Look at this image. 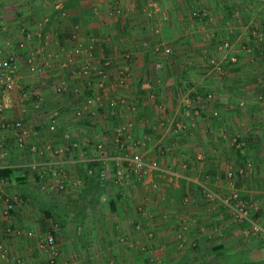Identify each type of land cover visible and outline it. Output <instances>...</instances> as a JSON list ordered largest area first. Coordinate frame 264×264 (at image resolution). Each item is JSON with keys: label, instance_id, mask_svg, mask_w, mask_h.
<instances>
[{"label": "crops", "instance_id": "1", "mask_svg": "<svg viewBox=\"0 0 264 264\" xmlns=\"http://www.w3.org/2000/svg\"><path fill=\"white\" fill-rule=\"evenodd\" d=\"M66 12L55 15L47 31L43 19L21 15L9 29V16L6 21L0 16V48L17 57L22 87L5 96L0 119H21L27 142L44 150L36 155L28 143L19 148L14 131L0 129L8 151L0 169L12 168L10 177L0 176V206L5 197H19L10 218L0 216L7 256L16 255L20 264H47L51 249L38 246L49 231L44 210L51 207L62 215L74 197L83 196L78 185L88 165L86 143L102 141L114 148L109 137L114 125L129 124V154H145L162 169L147 177L155 188L144 206L136 208L127 197L115 208H103L108 219L101 224L93 218L100 211L86 207L80 242L75 235L66 240L61 223L55 225L54 233L64 235L66 245L57 244L60 254L53 264H78L77 244L87 247L85 258L93 264L103 262L97 258L100 249L110 252L105 263L113 264H226V256L238 254L248 255L243 264H264V257H250L264 249V81L243 73L235 77L249 66L239 61L246 55L240 46L259 21H254L259 16L254 17V1L87 0ZM21 21L23 38L16 40L12 30ZM78 24L85 30L71 33ZM85 34L94 36L93 45ZM223 40L231 43L230 50H223ZM230 52L240 56V63L216 70ZM87 63L90 73L83 74ZM52 117L58 121L54 131ZM176 122L185 129L175 131ZM31 163L38 178L31 176ZM61 168L79 182L65 192L56 190ZM206 190L216 198H206ZM233 192L253 203L251 218L261 234L232 221L221 198ZM142 214L150 217L147 227L136 225ZM7 226L19 233L6 232Z\"/></svg>", "mask_w": 264, "mask_h": 264}, {"label": "built area", "instance_id": "2", "mask_svg": "<svg viewBox=\"0 0 264 264\" xmlns=\"http://www.w3.org/2000/svg\"><path fill=\"white\" fill-rule=\"evenodd\" d=\"M254 35L256 37V40H261L262 38H264V27L260 28V30ZM222 47L224 51H228V49L230 50L231 48V43L225 40V42L222 44ZM169 51L170 49L168 47L164 48V52L168 53ZM245 51H250V47H246ZM227 54L228 55L225 59V62L227 64H235L238 61V57L236 54L232 52ZM28 61L30 62L32 60L29 59ZM106 61L104 62V65L108 66L109 63L108 61ZM90 69L91 67L88 63L83 64V66L81 67V72L83 74H89ZM17 70L18 60L15 54L12 51H9V53H7L5 52V50L0 48V115L2 114L5 108V96L13 90L21 91L22 89ZM102 71L101 73H103ZM114 104V102H111L110 105L112 106ZM36 107L38 108L39 105H37ZM54 118L55 117H52L49 123V129L51 131L56 130L58 126V121ZM129 126V124H120L119 126L114 127L112 133V140L115 144L114 148H111L107 144L102 143V141L101 143L96 141H88L86 143V146L89 150V155H87L89 157H86V160L91 161L93 159H101L103 162L104 175L108 178H112L114 183L119 185L122 184L121 182L127 180L128 175L132 176L134 181L137 180V182H141V180H143L144 178L149 177L153 170L162 171V169L159 168L157 161L147 162L145 158H143V156L139 153H134L129 157H126V155H123L121 153V151H123L124 153V150L126 149L125 139L129 136V134H126L125 132L129 128ZM0 129L13 130L16 135V144L19 148H25V145H27L28 143V148L30 152L35 153L36 155H42V153L44 152V150L38 144L27 142V129L25 128L24 123L21 119H0ZM174 129L175 131H182L185 129V125L181 122H176L174 125ZM63 138L65 139V141H70V135L67 134V132L63 133ZM63 150L65 152L68 150V143L65 144ZM60 152L62 151H53L54 154H58ZM7 154V149L4 148V144L0 141V159H5ZM117 154H119V156H116ZM35 164L36 163H31V166L29 168V170L31 171L30 173H34L36 171ZM93 170L94 169L92 167L86 168V174H84L86 176L90 175L93 173ZM56 173L58 176L56 179V190L58 192H65L66 189H68L69 185L73 186L79 183L78 181L73 182L69 178L65 169L61 168L57 170ZM228 176L231 177V173H229ZM84 181L85 180L82 177V179H80V185L82 186L81 188H83ZM152 186L155 187L156 184H153ZM205 195L206 198H208L209 200H214L216 198L215 193L210 190H206ZM18 198L19 197L15 194L13 196L11 195L2 199L3 204L2 206H0L1 217H5L6 219L10 218L15 203H17V201L19 200ZM221 200L223 201V204L227 207L228 213L230 214V217L234 223L239 226H242L243 224H249L250 233L252 234H256L261 231V228L258 223L251 218L252 210L254 207L253 203H251L248 199L241 197L237 192H233L231 195L221 198ZM5 231L9 233H19V230H13L10 226H7L5 228ZM28 235L32 236V231H28ZM54 242V236L48 233L45 234L43 238L39 240L38 243V246L40 248L47 247L51 249V257L48 258L47 264H53L54 260L58 256V250H56L57 248L56 245H54ZM0 258L5 260V264H20V259L16 255L12 254L11 256H7L6 247L1 241Z\"/></svg>", "mask_w": 264, "mask_h": 264}, {"label": "rangeland", "instance_id": "3", "mask_svg": "<svg viewBox=\"0 0 264 264\" xmlns=\"http://www.w3.org/2000/svg\"><path fill=\"white\" fill-rule=\"evenodd\" d=\"M101 1V0H100ZM254 1V17L259 15L258 17H256L254 19V21H256V19H258L259 21L257 23H255L253 25V27L251 26V30H250V38L249 40H247V42H242L240 48H241V51H243L246 55H241V56H245V60L243 59H240L239 61L242 63H247L249 66H248V69H247V75H245L246 72H237L236 76H241L240 75L241 73L244 74V77H247V78H251L250 80H260V81H264V38H262L261 40L258 39L256 40L255 38V33H257L260 28L264 27V15L263 13H260L261 11H259V8H261V4L262 1L264 0H252ZM13 4V5H11ZM61 5H62V1L61 0H0V16H2V21H6V15L9 16V29L11 28H14V21L19 18V16L21 15H24V16H27V17H32L34 18L36 21H40L42 22V19L44 20V23L46 25V23H49L52 25L53 22H52V19H51V15H56L58 17L62 16V15H59V14H55V12L61 8ZM264 6V4H263ZM222 10V8H221ZM30 12V13H29ZM67 13V12H66ZM39 15L43 16L41 18V20L38 19ZM112 15V13H111ZM68 20L71 19V17H67ZM45 19H47V21H45ZM14 20V21H13ZM70 22V20L68 21ZM6 23V22H5ZM83 22L81 21V24ZM22 24V25H21ZM21 24L18 25L20 27H15L13 33L15 35L14 38H17L16 40L20 39L23 35L21 34L22 33V30L21 28L25 25H23L22 21H21ZM50 24H48V26H50ZM65 24V23H64ZM67 27L69 28V24L70 23H66ZM77 24V23H76ZM74 24V25H76ZM5 25V24H4ZM78 28L77 29H74L72 27V31L71 33H79L85 29L81 28V26L78 24L77 25ZM5 27H8V25ZM66 28V27H65ZM67 29V28H66ZM69 32V30H68ZM21 37H20V36ZM85 36L88 37V43L92 44L93 45V42L95 41L94 39V36L91 34H85ZM23 38V37H22ZM13 39V38H12ZM225 40H223L224 42ZM17 41H15L16 43ZM80 45H78V48H79ZM250 47V51H245V48L246 47ZM34 46L32 45L31 48H33ZM36 49V47H34ZM84 47L81 46V49L82 50ZM74 52V51H73ZM237 57H240L239 55ZM213 59V58H212ZM215 61V59H213V62ZM237 61V63L239 62ZM239 62V63H240ZM236 64V63H235ZM221 65L222 66H225L224 69L227 70L229 64L225 63V62H220L219 64H217L216 66V70L218 68L221 69ZM227 67V68H226ZM219 69V71H220ZM227 72V71H226ZM232 71H228L227 73H225V71L222 72V74H225L226 77H229V76H233L232 74ZM239 74V75H238ZM223 79V77H222ZM257 87H255L256 89ZM245 94V93H244ZM254 96H257L256 95V92L254 94ZM116 124V123H115ZM114 127H116V125H114ZM111 139L113 137V134L111 133L110 136ZM129 137V136H128ZM128 137H126L125 139V146H126V149L124 150V153L123 151H121V153L123 155H126V157H129L131 156L132 154L136 153V152H132L129 154V150L128 147H130V144L128 146V143L126 144L127 142V139ZM114 142V141H113ZM132 146V145H131ZM131 148V147H130ZM128 152V155L126 154ZM120 154V153H119ZM119 154H117L116 156H119ZM140 154V153H139ZM143 156V158H145V154H141ZM146 160V159H145ZM147 162L148 159L146 160ZM156 171V170H153L151 172V174ZM157 172V171H156ZM33 176V175H31ZM147 180V181H146ZM122 184H118V186L120 187V189L117 187V185H114L112 183H108V182H104L102 185V187H97V188H94V191L93 193H88L87 195H81L79 197H74V201L73 202H70V207H68L64 213L62 215H50V216H47L46 215V219H47V222L49 224V231L46 232V234L50 233L54 236V239H55V242H54V245H56V250H58V255L60 254V251H59V246L57 245L58 243L62 242L64 247L66 245L65 243V240L66 239L65 237H63L65 234H66V237L67 239L66 240H69L70 238H73L74 235H75V229L79 230L80 227L83 226V224L87 221V215L84 213H82V205L86 202V201H94L96 200V197L98 196V202H92L90 203V206L92 208H97L100 212L99 215H95L93 214V218H94V222L95 223H103L104 221H107L108 217L107 215L103 214V212H101L103 210V208H106V207H111V201L115 199V197H117L118 193L119 195H121V198H129V201L131 202L132 205H134L136 208L140 205L144 206L145 204H143V202L145 201V199L148 197V195L151 194V191L150 190H153V187L152 188V182H150L149 178H144L143 180H141V182H137V180L134 181L133 177L132 176H129L127 177V180H125L124 182H121ZM150 183V184H149ZM134 196V198H132ZM141 196L142 199L139 197ZM119 198V199H121ZM119 199H116L117 201H119ZM69 204V203H68ZM67 204V205H68ZM72 205V206H71ZM89 206V205H88ZM117 206V205H116ZM50 210V209H49ZM53 211V210H52ZM54 213V212H53ZM60 216H62V222H60ZM92 215L89 216L88 218V222H90V217ZM140 216V221H138V224L136 225H141V227L145 226H149V223H150V220L148 216H146L145 214H142V215H139ZM66 217H67V220L69 218L68 221H66ZM57 218H59V220H57ZM117 218V217H116ZM116 220V219H114ZM61 223L62 224V227L65 229V231H61L63 232L64 235H61V234H58V233H54L55 230L53 229L55 225ZM65 223V224H64ZM101 226V225H100ZM140 227V228H141ZM81 231V230H80ZM78 231V234L75 235L76 236V240L80 241L81 239L84 240V238H81L79 236H81L79 234ZM262 231V230H261ZM258 232L256 234H261L262 232ZM251 234V233H250ZM143 235H144V238H147L145 235H148V231L146 230L145 232H143ZM255 235V234H253ZM64 238V239H63ZM77 249V251H76ZM141 251L145 252L146 250L148 251L147 248H142L140 249ZM87 247H85V245H82V247H80L79 249L78 248H73V253L75 255H77L80 259L78 261V264H93L92 261L87 258H85V255H87ZM64 252L65 253H69V250L68 248L66 247L64 249ZM105 253V255L103 256L102 254ZM110 252H103L101 249L99 250V255H98V259L99 260H103V262H97L96 259L94 260V264H113V263H105L108 259V254ZM225 255V254H224ZM247 257L248 255L247 254H238V255H233V256H226L224 258L225 260V263L226 264H243L244 262L248 261L247 260ZM106 260V261H105Z\"/></svg>", "mask_w": 264, "mask_h": 264}, {"label": "trees", "instance_id": "4", "mask_svg": "<svg viewBox=\"0 0 264 264\" xmlns=\"http://www.w3.org/2000/svg\"><path fill=\"white\" fill-rule=\"evenodd\" d=\"M87 0H62V5H61V8H59L56 12H55V14H63V13H66V11H71V10H75V9H77L78 7H80L81 5H83V4H85V2H86ZM54 17V15H51V19ZM79 21V19H76L75 18V22H78ZM50 22V21H49ZM47 23L46 25H45V31H47L48 30V24H50V23ZM66 31H68V29H66ZM65 31V32H66ZM237 63V62H236ZM87 168H89V167H92L94 170H93V173L92 174H90V175H85L86 174V169H84V171L83 172H81L80 174L81 175H84L83 176V179L85 180L84 181V185H83V188H81L82 190L81 191H83L84 193H83V195L85 194V195H87L88 193H93V191H94V188H97L98 186L99 187H102V185H104L103 183L104 182H108V183H112V184H114V185H117V187L120 189V187L118 186V184H116V183H114V181H113V179L112 178H108V177H106L105 175H104V173H103V162H102V160L101 159H93V160H91V161H88L87 162ZM11 173H12V168H2V169H0V176L1 177H8V175H9V177L11 176ZM85 173V174H84ZM31 175H33L32 177H34L35 178V176L37 175L35 172L34 173H31ZM36 178H38V175L36 176ZM78 186H81V185H78ZM119 198H121V195H119V193H118V195H117V197H115V199L114 200H112L110 203H111V209L112 208H115L116 207V204H117V200L116 199H119ZM98 196L96 197V200H94L95 202H98ZM94 201H86L82 206V213L84 214L85 213V210H86V207H88V205L90 206V203L92 202V204H93V202ZM68 202V201H67ZM68 203H66V205H67ZM71 204V203H70ZM68 206V205H67ZM72 206V205H71ZM50 209V210H49ZM53 209L50 207V208H48V209H45L44 210V214L45 215H47V216H50V215H53V216H55V214L53 213V211H52ZM12 213V212H11ZM86 214V213H85ZM61 219V221H63L62 220V217L60 218ZM57 220H59V218H57ZM68 220H69V218H68ZM67 220V217H66V221H68ZM65 224V223H64ZM62 225V224H61ZM78 231H80V230H77V229H75V235H77L78 234ZM81 233V231L79 232V234ZM81 235V234H80ZM80 237V236H79ZM77 238H76V236H75V240H76ZM77 242H78V240H76ZM81 241V240H80ZM79 241V242H80ZM80 247H82V245L81 244H77V247L76 248H80ZM86 256V255H85ZM19 258V257H18Z\"/></svg>", "mask_w": 264, "mask_h": 264}, {"label": "water", "instance_id": "5", "mask_svg": "<svg viewBox=\"0 0 264 264\" xmlns=\"http://www.w3.org/2000/svg\"><path fill=\"white\" fill-rule=\"evenodd\" d=\"M250 257L253 260H257L259 258H263L264 257V249H255L251 252Z\"/></svg>", "mask_w": 264, "mask_h": 264}]
</instances>
